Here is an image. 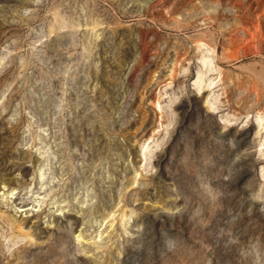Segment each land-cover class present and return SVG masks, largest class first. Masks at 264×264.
Here are the masks:
<instances>
[{"label": "rangeland", "instance_id": "obj_1", "mask_svg": "<svg viewBox=\"0 0 264 264\" xmlns=\"http://www.w3.org/2000/svg\"><path fill=\"white\" fill-rule=\"evenodd\" d=\"M0 264H264V0H0Z\"/></svg>", "mask_w": 264, "mask_h": 264}, {"label": "bare ground", "instance_id": "obj_2", "mask_svg": "<svg viewBox=\"0 0 264 264\" xmlns=\"http://www.w3.org/2000/svg\"><path fill=\"white\" fill-rule=\"evenodd\" d=\"M200 63L204 69H208L211 63V58L209 56H202L200 59ZM200 81L202 80L200 79Z\"/></svg>", "mask_w": 264, "mask_h": 264}, {"label": "water", "instance_id": "obj_3", "mask_svg": "<svg viewBox=\"0 0 264 264\" xmlns=\"http://www.w3.org/2000/svg\"><path fill=\"white\" fill-rule=\"evenodd\" d=\"M39 104L43 105L44 108H46V101H43L41 98H39ZM35 116H37L39 119L43 117V113L40 112V110L35 109L34 111ZM109 178V177H108Z\"/></svg>", "mask_w": 264, "mask_h": 264}]
</instances>
